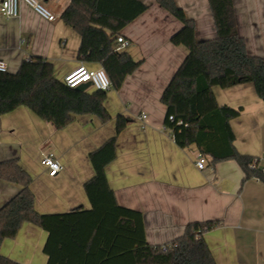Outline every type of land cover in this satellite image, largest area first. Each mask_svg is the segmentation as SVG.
I'll return each instance as SVG.
<instances>
[{
    "label": "crops",
    "instance_id": "crops-1",
    "mask_svg": "<svg viewBox=\"0 0 264 264\" xmlns=\"http://www.w3.org/2000/svg\"><path fill=\"white\" fill-rule=\"evenodd\" d=\"M56 15L48 21L22 3L20 16L7 18L0 12V59L8 72L18 71L22 61L40 56L53 63L63 77L82 63L78 57L81 36L61 17L71 0H40ZM147 9L128 23L121 35L137 70L121 88L107 92L106 107L112 119L102 123L96 116H76L64 129L40 119L27 107L0 115V161L18 158L32 175L36 209L43 214L65 213L79 206L91 208L84 184L94 175L91 151L116 133L119 114L129 119L118 136L117 158L106 167L110 187L122 206L142 212L146 239L165 245L181 236L194 221L218 220L205 233L217 264H264V182H243L244 171L235 160L209 169L196 165L198 147L179 146L166 127V106L161 96L188 54L171 37L183 23L158 0H140ZM196 23L198 40L217 35L209 0H176ZM240 33L250 54L264 57V0H236ZM89 68H99L86 64ZM220 105L241 108L231 120L239 152L260 157L264 169V100L253 83L229 88L214 87ZM145 115V117H144ZM53 151L63 169L51 177L42 154ZM20 186L0 180V208ZM48 232L25 223L15 238L5 239L0 252L19 264H48L44 247Z\"/></svg>",
    "mask_w": 264,
    "mask_h": 264
},
{
    "label": "trees",
    "instance_id": "trees-1",
    "mask_svg": "<svg viewBox=\"0 0 264 264\" xmlns=\"http://www.w3.org/2000/svg\"><path fill=\"white\" fill-rule=\"evenodd\" d=\"M235 1L209 0L217 35L198 40L195 21L176 0H158L183 23L171 42L188 49L161 101L167 109L166 127L179 146L195 144L213 164L235 160L244 171L243 182L251 178L264 182V169L259 163L252 167L255 157L235 146L231 120L242 109L220 105L213 90L253 83L264 100V57L249 53ZM146 9L140 0H71L61 15L81 36L78 57L82 63L105 69L116 89L142 63L126 50H117L118 37ZM107 96L106 91H90V87H69L57 78L53 63L40 56L24 59L15 73L0 72V115L24 106L57 129L72 124L76 116H96L108 123L112 116L105 105ZM128 121L119 114L115 135L89 154L94 168L93 177L84 184L89 209L38 212L32 175L18 158L0 161V180L20 186L0 208V247L5 239L15 238L25 223H32L49 234L44 247L48 264H217L204 235L218 220L191 222L171 243L152 245L146 239L142 212L118 203L106 167L117 158V139ZM0 264L19 263L0 252Z\"/></svg>",
    "mask_w": 264,
    "mask_h": 264
},
{
    "label": "built area",
    "instance_id": "built-area-1",
    "mask_svg": "<svg viewBox=\"0 0 264 264\" xmlns=\"http://www.w3.org/2000/svg\"><path fill=\"white\" fill-rule=\"evenodd\" d=\"M22 3L30 6L38 15L48 21H54L56 19V15L52 13L40 0H0V12L7 18L19 17ZM129 44L130 42L121 35L118 37L116 48L119 51L124 50L129 46ZM0 72H8L7 63L1 59ZM63 80L69 87L72 88L79 87L84 83H89L93 89L106 92L112 88V80L105 69H92L86 66L84 63H81L66 73ZM169 118L172 121L174 120L173 116H170ZM181 123L182 121H179V124ZM209 158L210 157L208 155H205L199 151L196 158V165L198 169L208 170L210 167L208 165ZM259 160L260 157H255L252 167H254L256 163H259ZM42 164L46 167L48 174L51 177H56L63 169L57 155L51 150L42 154Z\"/></svg>",
    "mask_w": 264,
    "mask_h": 264
},
{
    "label": "water",
    "instance_id": "water-1",
    "mask_svg": "<svg viewBox=\"0 0 264 264\" xmlns=\"http://www.w3.org/2000/svg\"><path fill=\"white\" fill-rule=\"evenodd\" d=\"M80 88H89L90 84L89 83H84L82 85L79 86Z\"/></svg>",
    "mask_w": 264,
    "mask_h": 264
},
{
    "label": "rangeland",
    "instance_id": "rangeland-1",
    "mask_svg": "<svg viewBox=\"0 0 264 264\" xmlns=\"http://www.w3.org/2000/svg\"><path fill=\"white\" fill-rule=\"evenodd\" d=\"M63 79H64V77H63ZM92 89H93V87H92V86H90V91H92Z\"/></svg>",
    "mask_w": 264,
    "mask_h": 264
}]
</instances>
